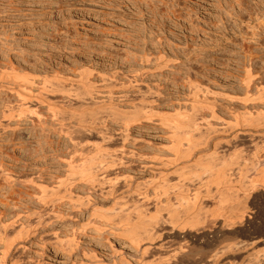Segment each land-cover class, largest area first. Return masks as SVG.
<instances>
[{
	"label": "rangeland",
	"instance_id": "rangeland-1",
	"mask_svg": "<svg viewBox=\"0 0 264 264\" xmlns=\"http://www.w3.org/2000/svg\"><path fill=\"white\" fill-rule=\"evenodd\" d=\"M251 56L253 60L250 61ZM249 64H254V70L250 69L255 72H251L252 79L257 75L255 82H251L253 87L249 88L256 87L253 91L244 85L245 69L251 67ZM14 67L23 74H34L37 83L46 76L51 81L55 78L56 82L62 79L64 92L67 89L69 92L70 88L80 90V76L88 74V80L85 79L94 91L90 97L85 95L88 101L113 105L120 108L119 111L123 109L124 116L123 112L110 114L111 109L105 108L109 110L101 109L100 116L97 112L94 116L99 118L96 117L94 122L86 111L92 107L89 103L88 107L72 110L77 104L85 103V100H77L84 102L80 104L74 99L77 94H73L77 92L74 90L69 94L60 90L65 95L50 91L45 104H40L43 107L37 110L34 107L39 103L29 102L27 106H34L27 109L39 110L40 119L35 112L25 110L26 114L20 115L22 119L19 116L18 121L17 118L13 120L11 115L13 121H10L11 116L6 114L7 120L2 118L5 114L2 115L3 110H0V122L4 119L0 124V232L6 231L0 233V264H164V261L165 264H256L253 261L262 258L264 173H259L264 168V137L261 133L264 131L240 126L229 132L226 125L227 122L235 123L237 118L234 116L237 117L235 113L239 111L238 117L245 112L244 120H240L241 115L239 117L240 124L247 119L243 125H248L251 118L247 117L251 116L245 109L248 112L252 107L251 112L256 116L255 110L259 112L262 106L261 103L257 106L259 101L254 106L251 103L245 106L241 100L264 91V0H0V73H8L13 70L9 68ZM0 81V96H5L3 99L7 102L12 101V106L15 101L19 102L3 84L2 78ZM2 86L6 87L4 91ZM196 95L201 96L200 101L195 100ZM98 98L99 101L102 99L99 103ZM3 99L0 109L4 106ZM51 99H54L53 103ZM18 102L13 107H17ZM199 102L205 107L207 104L215 106L218 119L211 116L212 110L208 106L204 108L201 103L202 108H199ZM50 103L63 108L61 117L56 115L58 119L48 109ZM140 106L142 110L148 109L147 115L142 114L146 110L138 111ZM67 108L72 113H67ZM77 112H81L84 121L89 118L92 123L79 124ZM15 113L17 116L18 112ZM116 114L125 119L122 122L120 117L114 120L112 115ZM31 117H35L34 120L30 121ZM203 118L212 122L214 130L219 131L221 127L223 133L206 129L208 121ZM198 121L199 126L206 124V131L202 133L211 135H203L206 138L201 145L203 137H197L201 131L196 128L197 135L194 136L201 141L197 143L200 145L192 148L189 162L181 160L182 164L178 166L183 169L182 165L187 162V168L180 171H174L172 166L158 169L162 168L159 158L165 161L166 157L175 154L171 149L176 140V136L172 137L173 132L176 135L178 129L184 130L179 133L188 129L191 131L187 132L194 134L196 132L192 133L190 128L193 127L188 124ZM97 126L103 129L102 134L106 133L105 136L101 134L103 138L114 135V139H105L109 145L98 135L99 130L95 135ZM85 127L94 131L87 128V132ZM226 130L229 133L224 132ZM102 143L111 152L118 148L119 157L127 150L122 156L125 161L121 158L123 165L116 157L119 166L106 174L115 176L119 170L123 174L130 173L133 178L128 180L132 185L129 190L138 185L141 192H147L150 200L146 198L143 203L140 195H128L126 188L103 198L109 187L107 181L100 183L99 180L94 185L95 190L94 186L84 183L85 177L77 174L79 168H70L71 157L75 156V165L76 159L77 162L81 160L78 155L81 152L75 146L86 152ZM76 150L78 153H72ZM200 161H210L217 171H224L225 181L218 183L212 180L214 174L196 171ZM124 162L131 168L126 169L128 166ZM160 170L173 173L163 180L153 175V171ZM124 179L119 181L118 188L126 184ZM152 180L156 182L152 183ZM69 185L71 190L74 189V203L78 204L72 206L68 200L50 204L47 194L64 191ZM101 188L106 189L102 191ZM43 195L48 198L42 203ZM116 196L121 198L120 201L115 199ZM81 200L88 206H82V202V207H76ZM88 200L92 201L89 203ZM189 203L191 206L187 208L185 205ZM95 206L100 208L98 215L93 214ZM174 208L178 210L175 214ZM57 213L59 216L55 215ZM152 215L158 220L155 218L156 221H148L145 225L150 224L152 233L157 231L159 234L154 232L155 237L152 234L154 241L142 235L145 241H141V246L152 244L149 247L153 250H136L131 238L124 233L118 235L123 231L121 226L129 222L139 224L135 230L143 233L144 223L139 222L149 220ZM188 220L196 222L189 224ZM159 243L164 248L157 247ZM257 252L263 254L258 253V256Z\"/></svg>",
	"mask_w": 264,
	"mask_h": 264
},
{
	"label": "bare ground",
	"instance_id": "bare-ground-1",
	"mask_svg": "<svg viewBox=\"0 0 264 264\" xmlns=\"http://www.w3.org/2000/svg\"><path fill=\"white\" fill-rule=\"evenodd\" d=\"M251 54V53H250ZM250 56V55H249ZM253 56V55H252ZM251 56V58H250V61L251 60H253V57ZM254 61H252V63H253ZM248 64V63H247ZM245 65V64H244ZM250 65V64H249ZM254 65V64H253ZM252 65V66H253ZM13 66V65H12ZM251 66V65H250ZM252 66L251 67H246L247 69H245L246 71H245V73H247V75L246 74H244V75H246V78H245V81H246V83L244 82V77H243V79H242V81H243V83H245L244 85L246 86V88H247V90H249V88H251V82H252V80H253V82H255L254 81V79H256L255 78V76H257V75H255L254 76V79H252L253 78V75H251V72H254V71H251L250 69L252 68ZM254 67V66H253ZM2 69V68H1ZM9 69H13V70H9ZM9 69H7V70H5V69H3V70H5L6 72L9 70L10 72H8V73H5L4 71L2 72V73H0L1 75V78H2V81H3V84H5V85H7L8 86V88H10V90L9 91H11V92H13V93H11V95L12 94H15L16 95V97L15 96H13V97H15L16 99H18L19 100V102L18 101H15V99H14V101L15 102H18L19 104L17 105V107H13V106H15L14 104H17V103H15L14 102V104H13V106L11 105L13 102L12 101H10L9 102V98H7V100H8V102L5 100L6 99V97L5 96H0V100H1V98L3 99L4 97H5V99H3V100H5L4 101V106L2 107L3 109H0L1 111L3 110V114L2 115H4L2 118H6V116L8 115H13V117H14V119H13V117L11 116V119L10 118H8V121H9V119H10V121L13 119V120H15L16 118H17V121H18V117L20 116V115H22V117H23V114L26 112L25 110H28V112L29 111H32V112H35V115L39 118V116H40V112H38V111H36L37 110V108L38 109H40V108H42V107H40L41 105L40 104H42V103H44L45 104V101H46V98H49V96H47V95H50V94H48V93H51V92H53V91H55L54 92V94L57 92V93H59L58 91H62L64 88V86H62V84L64 85V81H61L59 78V81H61V82H63V83H60L59 81L58 82H56V81H54V79H52L53 81H51V80H48V79H51V78H47V76L45 77V79H41L38 75V77L40 78V80H38L39 82H41V80H42V84L40 83V85H39V82L37 83L36 82V78L34 79L33 77H34V74H32L31 76H29L30 74H23V72L21 73L20 72V70L19 71H17L16 70V68L14 67V68H9ZM23 69V68H22ZM253 69V68H252ZM25 70V69H24ZM254 70V69H253ZM0 71H2V70H0ZM23 71V70H22ZM27 72V71H26ZM244 72V71H243ZM255 73V72H254ZM243 74V73H242ZM253 74V73H252ZM88 75V74H87ZM86 74H84V76L86 77L87 76ZM36 76V75H35ZM36 76V77H37ZM85 77H82V75L80 76V78H82V81L80 80L79 81V83L81 84V85H78V88H79V86H80V90H78L77 91V89L76 90H74V88L72 89V90H74V91H77V92H74V91H72L71 90V88H70V90H69V92H68V89L65 87V90L67 89V91H65V92H68V94L69 93H72V92H74L73 94H75V93H77V94H75V97L77 98H75L74 97V99L77 101H84L85 100V103H86V101H88V99L86 98V96L88 97V95L91 93V92H94V91H91L92 90V88H91V86L89 85L90 83L88 82V81H86V79H85ZM0 78V79H1ZM87 78V77H86ZM38 79V78H37ZM57 78H56V80H58ZM83 79H85V80H83ZM87 80H88V78H87ZM89 81H91L90 79H89ZM4 82H7V83H4ZM0 83H1V81H0ZM61 84V85H60ZM92 84V83H91ZM2 85V84H1ZM258 85V84H257ZM256 85V86H257ZM66 86V85H65ZM244 86V87H245ZM3 87V86H2ZM1 87V89H3ZM253 87V86H252ZM6 88V87H5ZM5 88L3 89V91L5 90ZM7 88V89H8ZM6 89V90H7ZM254 89H256V87L254 88ZM253 88H252V90H249V91H253L254 90ZM57 90V91H56ZM246 90V89H245ZM9 91H7V92H9ZM51 91V92H50ZM61 91H60V93L59 94H61ZM72 91V92H71ZM208 91V90H207ZM249 91H247V93L249 92ZM63 92H64V90H63ZM62 92V93H63ZM64 92V93H65ZM196 92H198V91H196ZM63 93V94H64ZM247 93L245 94V96H247ZM251 92H249V94H250ZM1 94V93H0ZM53 93H52V95H54ZM63 94H61V95H63ZM68 94H67V96L66 97H68ZM94 94V93H93ZM197 95H198V93H196ZM11 95H10V97H11ZM65 95V94H64ZM71 95V94H70ZM69 95V96H70ZM86 95V96H85ZM91 95V94H90ZM90 95H89V97H90ZM95 96H96V94H94ZM194 96V98H195V100H197V101H200V97L201 96ZM253 95V94H252ZM71 96H74V95H71ZM70 96V97H71ZM92 96V95H91ZM94 96V97H95ZM204 96H206V95H204ZM244 96V97H245ZM253 96H255V95H253ZM112 97V96H111ZM110 97V98H111ZM256 97H258V98H256ZM12 98V97H11ZM51 98V97H50ZM86 98V99H85ZM93 98V97H92ZM95 98H97V97H95ZM95 98H93V100H95ZM143 98V97H142ZM146 98V97H145ZM144 98V99H145ZM234 98V97H233ZM240 98V97H239ZM242 98V97H241ZM240 98V99H241ZM71 99H72V97H71ZM74 99H72V100H74ZM99 99L100 98H98V103L102 100H100L99 101ZM147 99V98H146ZM145 99V100H146ZM206 99V98H205ZM12 100V99H11ZM133 100V99H132ZM145 100H143V102L145 101ZM202 100V99H201ZM50 101V100H49ZM53 101H54V99H51V103H53ZM77 101V102H78ZM96 101V100H95ZM94 101V102H95ZM105 100H103V102H104ZM107 101H109V100H107ZM111 101H112V99H111ZM129 101V100H128ZM141 101V100H140ZM147 101H149V100H147ZM146 101V102H147ZM152 101V100H151ZM155 100H153V102H154ZM205 101V100H204ZM244 104L243 105H247L248 103H251V106H252V104H253V106H254V104H257V103H255L256 101H259V103L257 104V106H259V105H261L262 104V106H261V108L260 107H255V109L256 108H260L259 110V112H258V110H255V111H257V112H255V114H257L256 116L251 112V108H250V110L247 112V109H245L246 110V113H248L249 115L248 116H251V117H247V118H249V120H250V118H251V120L250 121H247V122H250L248 125H243L244 123H246V120H245V122L244 121H241V122H243L242 124H240V121H239V117H240V115L241 114H239V117H238V113L239 112H241V111H239L238 113L236 112L235 114H237V117L236 116H234V118L237 120H234L235 121V123L234 122H232L234 125L231 127V125H232V123H230V122H227L228 124L226 125V127L228 128V130H229V132H230V130H232V129H234V128H239L240 126H243L244 127V129L246 128V126L249 128V129H255V128H258V130L259 129H261L262 131H264V91H262V92H260L259 94H258V96L256 95L255 97H246V98H244V99H242L241 100ZM1 102V101H0ZM31 102H37V103H39V104H37L34 108H36V110H34V109H32V110H29V109H27V107H33L34 105H32V106H27V105H30V103ZM69 102H71V101H69ZM77 102H75V104H74V106L76 105V103ZM94 102H92V100L90 99V102L88 101L86 104L84 103V102H81V103H84V104H81L80 102H78V103H80L81 105H76V108L75 107H73V108H75V109H72V110H78V107L81 109V107H85V106H87L88 107V103L92 106L91 108L90 107H88L87 109L88 110H86V111H88V114H89V116L91 115L92 117V120H94V122L95 121H97V120H95V118L97 117V118H99L98 116H100L101 114H100V112H102V110H107V109H105V108H109V109H111V110H109V112H110V114H113V113H111V112H114V113H120V112H123V113H121L122 115L124 114V110L122 109L121 111H119V106L118 105H115V103H114V105L117 107L118 106V108L119 109H117V108H115V107H112L113 105H104V103L103 104H101V105H97V104H95ZM110 102V101H109ZM112 102H114V101H112ZM135 102V101H134ZM11 103V104H10ZM50 103V105H49V108L48 109H50V111H51V113H53L52 115L53 116H56V115H58L59 114V116H60V112L63 110V108H62V110L59 108V107H57V106H55L54 104L56 103V102H54V104H51ZM92 103V104H91ZM102 103V102H101ZM107 102H105V104H106ZM117 103V102H116ZM129 103V102H128ZM130 103H132V101L130 102ZM148 103V102H147ZM149 103H151V102H149ZM202 103V102H201ZM200 102L199 103H197L198 105L199 104H201ZM261 103V104H260ZM2 104V102L0 103V105ZM10 104V105H9ZM48 104H49V102H48ZM93 104L94 105H96V106H94L93 107ZM204 104H206V103H204ZM89 105V106H90ZM134 105H136L137 106V104L135 103ZM202 106H203V103L201 104ZM201 105H199V108H202L201 107ZM245 105V106H246ZM58 106H59V104H58ZM61 106V105H60ZM70 106H72V102L70 103ZM136 106H135V109H136ZM207 106H208V104H207ZM206 106V107H207ZM249 106V105H248ZM40 107V108H39ZM48 107V106H47ZM61 107H63V105L61 106ZM68 107V106H67ZM142 106H140V107H137L138 108V111H139V109L140 110H142V108H141ZM145 107V106H144ZM204 108H206L205 106H203ZM262 107H263V109H262ZM1 108V107H0ZM146 108V107H145ZM145 108H143V110H146ZM207 108H210V110H212V115L211 116H213L214 115V117H215V119H218V117H219V115L218 114H216V112H215V106H208ZM246 108V107H245ZM248 108V107H247ZM248 108V109H249ZM66 109V108H65ZM69 108H67V113H69L70 112V110H68ZM102 109V110H101ZM262 109V110H261ZM34 110V111H33ZM71 110V111H72ZM101 110V111H100ZM107 110V111H108ZM142 110V111H143ZM148 110V109H147ZM147 110H146V112L145 113H142V111H140L142 114H143V116L144 115H147L148 113H147ZM0 111V112H1ZM69 111V112H68ZM105 111H103V112H105ZM150 111H152L151 109H150ZM150 111H148V112H150ZM15 112H18V114H17V116L15 115L16 113ZM28 112H27V114H28ZM32 112H30V114H29V116H31V113ZM75 112V111H74ZM97 112H99V114L97 113ZM109 112H107V113H109ZM134 112H136L137 113V111H134ZM234 112V111H233ZM254 112V111H253ZM2 113V112H1ZM63 113H64V111H63ZM70 113H72V112H70ZM78 113V116L81 114V112H77ZM106 113V114H107ZM125 113H127V111H125ZM243 113V112H242ZM245 113V112H244ZM244 113L241 115V117L242 118H240V120L241 119H243L244 117ZM7 114V115H6ZM26 114V113H25ZM65 114V113H64ZM87 114V115H88ZM96 114H98V116H94V115H96ZM109 114V116H111ZM120 114V115H121ZM234 114V113H233ZM63 115V114H62ZM108 115V114H107ZM137 115V114H136ZM139 115V114H138ZM137 115V116H138ZM150 115H151V113H150ZM149 115V116H150ZM216 115V116H215ZM217 115H218V117H217ZM25 116V115H24ZM26 116H28V115H26ZM25 116V117H26ZM34 116V115H33ZM65 116V115H64ZM73 116V115H72ZM113 117H115V118H113L114 120H117L119 117L117 116V114H116V116L115 115H112ZM124 116V115H123ZM246 116H247V114H246ZM0 117V118H1ZM22 117L20 116V118L22 119ZM36 117V118H37ZM42 117V116H41ZM57 117V116H56ZM61 117V116H60ZM86 117V116H85ZM106 117V116H105ZM126 117H127V115H126ZM129 117V116H128ZM148 117V116H147ZM206 117V116H205ZM213 117V118H214ZM1 118V119H2ZM28 118V117H27ZM35 118V117H34ZM34 118L32 119V117L30 118V121H32V120H34ZM54 118V117H53ZM63 118V117H62ZM70 118V117H69ZM78 119H76V118H74V119H76V120H78V121H80V123L79 124H81V123H86V121H87V125H88V122L89 121H91V119H89V118H85L86 119V121H84V116H82V115H80L79 117H77ZM222 118V117H221ZM221 118H219V119H221ZM3 119V120H4ZM29 119V118H28ZM32 119V120H31ZM40 119V118H39ZM56 119H58V117L56 118ZM56 119L54 118L53 119V121L56 123ZM60 119L61 118H59V120H58V122H60ZM64 119H66V116H65V118ZM105 119V118H104ZM103 119V117H102V120H104ZM120 122H122V120H124V119H122V117H120ZM137 119V118H136ZM135 119V120H136ZM203 119H205V118H203ZM2 120V121H3ZM6 120H7V118H6ZM12 120V121H13ZM101 120V118H100V121H102ZM106 120V119H105ZM119 120V119H118ZM129 120V119H128ZM141 120V119H140ZM140 120H137V121H140ZM205 120H207V119H205ZM244 120V119H243ZM2 121L0 122V124L2 123ZM63 122L65 121V120H62ZM100 121L99 122H97V123H100ZM208 121V124H207V126H208V128L206 127V129H213L214 130V126L212 125V122L211 123H209L210 122V120H207ZM206 121V122H207ZM229 121H232V120H229ZM16 122V121H15ZM14 122V123H15ZM19 122H21L20 120H19ZM94 122H93V124H94ZM105 122L106 121H104V124H105ZM126 122V121H125ZM163 123H165L164 121H162ZM18 123V122H17ZM33 123V122H32ZM66 123V122H65ZM76 123H77V121H76ZM89 123H92V122H89ZM96 123V124H97ZM197 123H199V121L198 122H191V123H189L188 125H190L189 127H193V128H195V131H194V129L193 128H190V129H192L193 130V132L192 133H194V132H196V133H194V134H191L190 132H187V130H186V132L185 133H181L182 131H184V130H179L178 128V130H177V132L175 131V129H174V131L176 132V135L174 134V132H173V134H172V137L174 138V136H176L175 138H176V140H175V142H174V145L172 146V148L171 149H174V151H175V154H174V156L173 157H166L165 158V161H162V157L161 158H159V160L161 159V164H159V167H160V165H161V167L162 168H158V169H163V167H168V166H172L171 168H173V167H175V169H174V171H176V170H178V171H180V169H181V167H178V166H180V163L182 164V162H180L181 160H186L187 162H189L190 161V159L189 160H187L188 158H189V154H191V151H192V148H193V150L194 149H196V148H194V147H197L198 145H200V144H197L198 143V141L199 142H201V141H203V140H205V138H206V136H205V138L203 137V135H205L206 134V132L203 134L202 133V131H206V129H205V125L203 124V125H201L202 127H204V129L202 130L200 127L201 126H199L200 125V123H199V125H197ZM61 124H62V122H61ZM102 124H103V121H102ZM127 124H129V123H127ZM126 123L124 124V125H127ZM166 124H168V123H166ZM224 124H226V123H224ZM223 124V126L225 127V125ZM65 125V124H64ZM84 125H86V124H84ZM91 125V124H90ZM169 125V124H168ZM172 124L170 123V126H171ZM184 125V124H183ZM43 126V125H42ZM60 126V125H59ZM107 126V125H106ZM129 126V125H128ZM128 126H125V127H128ZM179 126V125H178ZM44 127V126H43ZM97 127H99V126H97ZM96 127V128H97ZM172 127V126H171ZM176 127V126H175ZM224 127H222V128H224ZM229 127H231V129H229ZM62 128V127H61ZM83 128V127H82ZM86 129L88 128V127H85ZM84 128V129H85ZM104 128V127H103ZM180 128V127H179ZM196 128H198V130L200 129V131L201 132H198V135H199V133H200V135L199 136H197V137H199V138H202L201 139V141L200 140H198L195 136L197 135V130H196ZM221 128V127H220ZM219 128V131L221 130ZM38 129V128H37ZM43 129H45V128H43ZM42 129V131L44 132V130ZM60 129V128H59ZM89 129V128H88ZM88 129H87V132H89L88 131ZM106 129H107V127H106ZM226 129V128H225ZM47 130V129H46ZM46 130H45V132H46ZM48 130H50V129H48ZM57 130V129H56ZM55 130V131H56ZM60 130H62V129H60ZM90 130V129H89ZM93 130V129H92ZM92 130H90V132L92 131ZM98 130L100 131L99 132V136L103 139V141L104 142H106L107 140H109V139H107L108 137H112L113 139H114V135H112V133H111V135L112 136H107V138L106 137H102L103 136V134H104V136L106 135V133H103L102 134V131H103V129H101L100 130V127H99V129H95V131L96 132H94L95 133V135H96V133H98ZM126 130H127V128H126ZM213 130H212V132H213ZM216 130V129H215ZM214 130V132H216ZM224 129H222V131H223ZM228 130H226V131H224V132H228ZM255 130H257V129H255ZM55 131H53V132H55ZM85 131V130H84ZM94 131V130H93ZM107 131V130H106ZM179 131H181L180 133H179ZM188 131H191V130H188ZM209 131V130H208ZM207 131V132H208ZM219 131H217V133L219 132ZM237 131V130H236ZM50 132V131H49ZM108 132V131H107ZM221 132V131H220ZM228 132V133H229ZM249 132V131H248ZM190 133V134H189ZM221 133H223V132H221ZM247 133V132H246ZM257 133V132H256ZM261 133H263V137H264V132H261ZM88 134V133H87ZM101 134H102V136H101ZM196 134V135H195ZM209 134V135H208ZM208 134H206V135H208V136H210L211 135V133H208ZM212 134H214V133H212ZM233 134V133H232ZM250 134V135H249ZM248 135L249 136H251V133H249ZM107 135H109V134H107ZM174 135V136H173ZM195 135V136H194ZM231 135V134H230ZM237 135H238V132H237V134L235 133V135L234 136H236L237 137ZM252 135H253V133H252ZM256 135V134H255ZM125 136V135H124ZM200 136H202V137H200ZM258 136H261L260 134H258ZM126 137H128V134H126V136H125V140H127V138ZM236 137H234V138H236ZM231 138H232V140H233V135H231ZM252 138V137H251ZM259 138V137H258ZM105 139H107V140H105ZM112 139V140H113ZM255 139V138H254ZM261 139V138H260ZM263 139V138H262ZM124 140V141H125ZM226 140V139H225ZM230 140V139H229ZM111 141V140H110ZM227 142H229L228 140H227ZM107 143V142H106ZM108 143H109V141H108ZM107 143V144H108ZM203 143H204V141L203 142H201V145H203ZM97 145V146H96ZM109 145V144H108ZM197 145V146H196ZM75 146V145H74ZM95 146H96V148L94 147V146H92V147H94L93 148V150H90V149H87V150H90L89 152H87V150H86V152L85 151H83L82 152V148L80 149V147H76L75 146V149L76 148H79V152H81L80 154L78 153V151L76 150V152H72V153H78V155H81V160H79L80 162H81V164H78V162H77V160L78 159H76V163H77V165H75V163H74V161L73 160H75L74 158H75V156H73V157H71L72 155H70V161H69V166H70V168H72L73 170L74 169H78L79 168V170H78V172H77V174L78 175H80V176H82V177H85L86 179H85V181H84V183H87L89 186L91 185L92 187L100 180V183H101V181H107V184L109 185V187H106V188H101V190L102 191H105V189H106V192H102L101 190V192L104 194V195H102V193L100 192V194L103 196V198L104 197H107L108 195H110V197L111 196H114L115 194H117L121 189H123V188H126L127 190H129L130 188H131V184L128 182V180L130 179V180H132V178H133V176L130 174V173H126V174H123V171H121V170H119V172L121 171V173H119L118 172V170H117V172H118V174H116L115 176H109V175H107L108 174V170H110V169H112V168H114V167H116L117 168V166H119V164L117 165V162L116 161H118V159L120 158V163H121V165H123V161H122V159L124 160V158H122V156L125 154V152H127V150H126V148H125V150L126 151H123L122 152V154L123 155H121V153H119L120 155H121V157H119L118 156V154H117V149H116V151L114 150V151H110L109 150V147L105 144H103L102 143V145L100 144V146H99V144H95ZM264 146V145H263ZM199 147V146H198ZM197 147V148H198ZM201 147V146H200ZM74 149V150H75ZM92 149V148H91ZM115 149V148H114ZM122 149V148H121ZM81 150V151H80ZM83 150H85V149H83ZM122 150H124V149H122ZM262 150H263V148H262ZM173 151V150H172ZM174 151H173V153H174ZM71 153V154H72ZM192 153H193V151H192ZM74 155V154H73ZM78 155H76V156H78ZM112 157V158H111ZM113 157H115V159L113 158ZM116 157H119V158H116ZM124 157V156H123ZM263 157V156H262ZM77 158V157H76ZM79 158V159H80ZM122 158V159H121ZM154 159V158H153ZM164 159V158H163ZM69 160V159H68ZM155 160V159H154ZM159 160L157 161V162H159ZM122 161V162H121ZM125 161V160H124ZM79 162V163H80ZM155 162V161H154ZM187 162L186 163H184L183 165H182V167H184L183 169H185V168H187V166L185 165V164H187ZM68 164V163H67ZM124 164L125 165H127L128 166V164H126L125 162H124ZM152 164V163H151ZM198 164V170H196V171H199V170H203V172H209V173H211L212 175L214 174V177H213V181H216V182H218V183H222V182H224L225 181V179H226V176H225V172L223 173H220L219 172V170L217 171V168H215L216 166H215V164H213L212 162H199V163H197ZM156 165V164H155ZM174 165V166H173ZM189 165V164H188ZM78 166V167H77ZM80 166V167H79ZM132 167H133V165H131ZM261 166H263V165H261ZM260 166V167H261ZM146 167V166H145ZM145 167L143 168V169H145ZM152 167H154V166H152ZM156 167V166H155ZM176 167H177V169H176ZM189 167V166H188ZM258 167V166H257ZM259 167V168H260ZM120 168H122V166L120 167ZM129 168H131V167H127L126 169H129ZM170 168V169H171ZM263 168V167H262ZM262 168H260V169H262ZM115 169V168H114ZM118 169H119V167H118ZM123 169V168H122ZM169 169V168H168ZM172 169V170H173ZM183 169H181V170H183ZM264 169V168H263ZM260 170L261 172L259 173V174H263L264 173V170ZM72 170V171H73ZM99 170H101L100 172H99ZM125 170V169H124ZM171 171V170H170ZM170 171H163V170H160V171H153L154 173H153V175L154 176H160L163 180L167 177V176H169L170 175V173L172 174L173 172H170ZM222 171V170H221ZM257 171V170H256ZM258 172H259V169H258ZM257 172V173H258ZM73 173H75V172H73ZM107 173V174H106ZM221 174V175H220ZM264 175V174H263ZM262 175V176H263ZM158 176H157V178H158ZM256 176V175H255ZM261 175H259V177H260ZM125 178L127 181H126V184L121 188V186H119L120 188H118V185H120L119 184V181L120 180H122V178ZM160 177H159V179H160ZM258 177V178H259ZM103 179L104 178V180H101V179ZM157 178L155 177H153V179H156V181H158L157 180ZM168 178V177H167ZM255 178V177H254ZM254 178H252V179H254ZM260 178H262V177H260ZM264 178V177H263ZM262 178V179H263ZM82 179H84V178H82ZM124 179V180H125ZM256 179H257V176H256ZM32 180V179H31ZM81 180V179H80ZM161 180V179H160ZM162 180V181H163ZM166 180V179H165ZM251 180V179H250ZM249 180V181H250ZM258 180V179H257ZM153 181L154 180H152V183H153ZM156 181H154V183L156 182ZM253 181H256L255 179L253 180ZM264 181V180H263ZM261 182H262V180H261ZM32 183H34L35 184V182H32ZM38 183V182H37ZM72 183V182H71ZM83 183V182H82ZM160 183H161V181H160ZM256 183V182H255ZM258 183V182H257ZM69 184H70V182H69ZM73 184H74V182H73ZM73 184H72V186H73ZM87 184H84V185H86L87 186ZM106 184V183H105ZM107 184L105 185V186H107ZM159 184V182L157 183V185ZM250 184H252V182H250ZM263 184V183H262ZM76 185V184H75ZM74 185V186H75ZM152 186H153V184H151ZM244 185H246V184H244ZM249 185V184H248ZM264 185V184H263ZM71 186V187H72ZM77 186V185H76ZM104 186V187H105ZM251 185H249L248 187H250ZM88 187V186H87ZM86 187V188H87ZM95 187V186H94ZM134 187V186H133ZM256 187V186H255ZM61 188V187H60ZM141 189V188H140ZM139 189V186L137 185V186H135V188H133L132 190H129V193H128V195L130 194V195H134V194H137L138 196L140 195L141 196V198L143 199V203H144V200L147 198L148 199V194H147V192H145V191H143V192H141L142 190H140ZM254 189V188H253ZM59 190V189H58ZM61 190V189H60ZM74 190V189H73ZM73 190H71V188H70V185H69V187H67V188H64V191L62 190V191H58V192H54L53 191V193H48L47 194V196L49 197L50 196V198H49V200H50V204H56L57 202H61L62 200L64 201V200H68L69 202L68 203H71V205L72 204H76V203H74V197H73ZM94 190V189H93ZM95 190H96V187H95ZM99 190V189H98ZM140 190V191H139ZM247 190H248V188H247ZM253 191V190H252ZM233 193V192H232ZM248 193V192H247ZM46 194V193H45ZM50 194V195H49ZM136 195V196H137ZM235 194H233V196H234ZM139 196V197H140ZM237 196V195H236ZM247 196V195H246ZM249 196V195H248ZM48 197H46V196H42L40 199H41V202L43 203V200H45L46 198H48ZM109 197V196H108ZM117 197V196H116ZM250 197V196H249ZM141 198H140V200H141ZM183 196H181L180 197V199L181 200H183ZM90 199V198H89ZM113 199H114V197H113ZM117 201H120V199L121 198H115ZM146 199V200H147ZM225 199H228V198H225ZM234 199V198H233ZM93 200V199H92ZM92 200H88L89 201V203L92 201ZM148 200H150V199H148ZM158 200H160L159 198H158ZM236 200V199H235ZM75 201H78V200H75ZM94 201V200H93ZM82 202H84V203H82ZM85 202L86 201H82L81 200V202L79 203V205L77 206L76 205V207H79V206H81V203H82V206H83V204L84 205H86L85 204ZM189 202V201H188ZM187 202V203H188ZM160 203H161V200H160ZM49 204V203H48ZM50 204H49V207H50ZM58 204V203H57ZM78 204V203H77ZM93 204V203H92ZM96 204V203H95ZM145 204H146V202H145ZM183 204V203H182ZM192 204V203H191ZM46 205V204H45ZM60 205V204H59ZM70 205V204H69ZM156 205V204H155ZM48 206V205H47ZM73 206V205H72ZM81 206V207H82ZM86 206H88V205H86ZM94 206V205H93ZM157 206H159L158 205V203H157ZM156 206V207H157ZM187 208H188V206L190 207L191 205H190V203L188 204V205H185ZM96 207V206H95ZM80 208V207H79ZM75 209H77V208H75ZM94 211H93V214L94 215H98L99 213H100V208L99 207H96L95 209H93ZM176 210H177V208H174V214L175 213H177L176 212ZM55 211V210H54ZM178 211V210H177ZM52 213H53V211H52ZM55 213V212H54ZM53 213V214H54ZM59 213H61L60 211H59ZM59 213H57V214H55L56 216H59ZM235 214V213H234ZM60 216H62V215H60ZM59 218V217H58ZM156 218V220H158L157 219V216H155V215H152V216H150V219L149 220H141L139 223H141V224H143L144 223V231H143V233H137V231L135 230L136 229V226H138L139 224H136V225H131L130 224V222L129 223H126V224H124V226L122 225L121 227H123V231H120L119 233L120 234H118V235H122L121 233H124L126 236H128L129 237V239H130V241H131V244H133V246L135 247L136 246V250H138V248H142V249H144V252L146 251L145 249H147L148 250V248H151V247H149V246H152V244L151 245H149V246H145V247H147V248H143L142 246H141V243L143 242V241H145L144 239L146 238V239H149V241L151 240V241H154V240H152L155 236H156V234H159V233H157V231L154 233V237L152 236V229H150V228H152L151 226H146L145 225V223L147 224L148 223V221L149 222H151L152 220L153 221H156V220H154ZM197 220V219H196ZM152 221V222H153ZM198 221V220H197ZM189 222V224L190 223H192V222H196L195 220H188L187 221V223ZM186 223V222H185ZM193 224V223H192ZM157 226V225H156ZM156 226H154V228H156ZM160 226V225H159ZM159 226H158V228H159ZM150 227V228H149ZM115 228V227H114ZM113 228V229H114ZM153 228V230H155ZM158 228H157V230H158ZM100 229V228H99ZM101 229H103V228H101ZM112 229V230H113ZM104 230V229H103ZM3 232H6V231H4V230H2ZM116 231V230H115ZM159 231V230H158ZM3 232H0V233H3ZM105 232V231H104ZM162 232V231H161ZM116 234H117V232H115ZM4 234V233H3ZM123 234V235H124ZM122 235V236H123ZM142 235H145V238L144 239H142V237H144V236H142ZM121 236V237H122ZM126 236H124V237H126ZM161 236V235H160ZM73 239V238H72ZM159 239V238H158ZM143 240V241H142ZM156 240V239H155ZM262 240V239H261ZM260 240V241H261ZM142 241V242H141ZM257 241H259V240H257ZM257 241H255V242H257ZM259 241V242H260ZM73 242H75V241H73ZM72 242V243H73ZM148 242V241H147ZM258 242V243H259ZM8 244V243H7ZM130 244V243H129ZM72 245V244H71ZM250 245V244H249ZM253 245V244H252ZM155 246H157V244L155 245ZM251 246V245H250ZM157 247H160V248H162L161 246H160V243H159V246H157ZM156 247V248H157ZM252 247V246H251ZM159 248V249H160ZM164 248V247H163ZM255 248V247H254ZM154 248L152 247L151 249H149V250H153ZM251 249V248H250ZM68 250V249H67ZM142 251V250H141ZM257 251V250H256ZM259 252H261L260 250H258ZM259 252H257L256 254L258 255V253ZM141 253H143V252H141ZM147 253H148V251H147ZM264 253V252H263ZM263 253H259V255L260 254H263ZM144 254V253H143ZM258 255V256H259ZM256 256V255H255ZM262 256V258L261 257H257V258H259V259H257L256 257V259H254V260H256V261H253V262H256V264H264V254L263 255H261ZM97 258V257H96ZM252 258H254V256L252 257ZM122 259H124L125 260V258H122ZM250 259V258H249ZM121 262L123 261V260H120ZM119 261V262H120ZM114 262H118V261H114ZM113 262V263H114ZM126 262V261H125ZM124 261L122 262V263H125ZM248 262H249V260H248ZM127 263H129V262H127ZM161 263H163V262H161ZM87 264H89V263H87ZM91 264V263H90ZM96 264V263H95ZM121 264V263H120ZM164 264H165V261H164ZM248 264V263H247Z\"/></svg>",
	"mask_w": 264,
	"mask_h": 264
}]
</instances>
